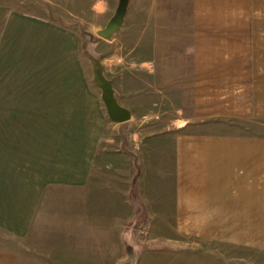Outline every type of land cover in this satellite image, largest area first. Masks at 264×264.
Returning <instances> with one entry per match:
<instances>
[{
  "label": "crops",
  "instance_id": "crops-1",
  "mask_svg": "<svg viewBox=\"0 0 264 264\" xmlns=\"http://www.w3.org/2000/svg\"><path fill=\"white\" fill-rule=\"evenodd\" d=\"M119 1L0 0V264H264V0H125L101 45L138 117L113 90L106 144L37 123L36 30Z\"/></svg>",
  "mask_w": 264,
  "mask_h": 264
},
{
  "label": "rangeland",
  "instance_id": "rangeland-1",
  "mask_svg": "<svg viewBox=\"0 0 264 264\" xmlns=\"http://www.w3.org/2000/svg\"><path fill=\"white\" fill-rule=\"evenodd\" d=\"M102 41L96 32H86L75 23L46 31L38 28L32 42L35 55L19 58L23 70L19 78L34 81L36 87L37 123L42 127L44 120L51 123L52 142L57 147H78L92 143L94 138L106 144L115 133L110 128L113 124L106 114L101 89L95 82V69L113 84L120 100H136L132 110L138 117L141 90L128 93L124 75L116 71L117 62L101 45ZM109 148L119 149L99 147L100 151Z\"/></svg>",
  "mask_w": 264,
  "mask_h": 264
},
{
  "label": "water",
  "instance_id": "water-1",
  "mask_svg": "<svg viewBox=\"0 0 264 264\" xmlns=\"http://www.w3.org/2000/svg\"><path fill=\"white\" fill-rule=\"evenodd\" d=\"M124 12L125 0H120L115 13L110 17L106 25L96 32L97 36L102 39H108L120 27ZM94 73L95 82L101 89V98L109 119L116 123L127 121L130 118V113L117 102L110 81L99 75L96 69Z\"/></svg>",
  "mask_w": 264,
  "mask_h": 264
}]
</instances>
